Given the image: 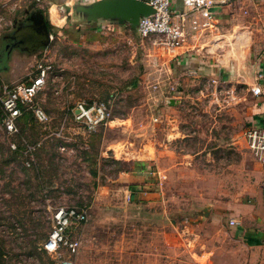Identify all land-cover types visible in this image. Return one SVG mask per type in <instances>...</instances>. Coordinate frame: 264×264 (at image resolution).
Returning a JSON list of instances; mask_svg holds the SVG:
<instances>
[{
    "label": "rangeland",
    "instance_id": "obj_1",
    "mask_svg": "<svg viewBox=\"0 0 264 264\" xmlns=\"http://www.w3.org/2000/svg\"><path fill=\"white\" fill-rule=\"evenodd\" d=\"M90 2L0 0V84L43 68L33 102L46 114L18 117L13 133L0 116V264H57L41 242L53 209L72 204L86 211L73 264H200L213 246L234 247L226 210L264 182V162L242 136L253 96L239 75H252L243 64L264 49V25L242 32L244 42L222 29L202 46L229 77L206 64L176 79L166 60L174 55L126 21L97 18L101 40L82 33L94 26ZM35 8L50 25L47 45L6 56L2 34ZM80 99L106 102V123L86 132L71 114ZM140 161L148 171L138 175ZM144 180L151 193L128 199V185Z\"/></svg>",
    "mask_w": 264,
    "mask_h": 264
},
{
    "label": "built area",
    "instance_id": "obj_2",
    "mask_svg": "<svg viewBox=\"0 0 264 264\" xmlns=\"http://www.w3.org/2000/svg\"><path fill=\"white\" fill-rule=\"evenodd\" d=\"M88 0H62L71 9L74 2ZM92 1V0H91ZM152 7V12L140 14L135 24L137 32L144 37H153L165 52L175 55L179 49L187 50L193 47L188 37L200 36L207 32L216 33L215 16L212 11L214 4L229 0H180L181 8L173 7V0H143ZM44 83L43 68L24 81L0 84V116L5 131L13 133L17 130L16 120L23 110H29L38 122L46 119L45 111L33 102L35 94ZM155 86V85H153ZM253 95L261 93L259 85L250 86ZM71 114L86 132H91L109 118V108L100 99L77 100ZM246 146L262 162H264V115L259 126L247 125L242 131ZM30 148V145H27ZM86 218L85 208L80 205H60L53 209L50 217V229L41 247L58 258L57 264H73L70 253L75 252L80 242L79 236L73 232ZM229 223H235L230 217ZM67 251V255H63Z\"/></svg>",
    "mask_w": 264,
    "mask_h": 264
},
{
    "label": "crops",
    "instance_id": "obj_3",
    "mask_svg": "<svg viewBox=\"0 0 264 264\" xmlns=\"http://www.w3.org/2000/svg\"><path fill=\"white\" fill-rule=\"evenodd\" d=\"M84 3L87 2H83L82 4ZM172 4L173 7L177 9L182 6L180 0H173ZM211 9L215 16L216 33H213V31L200 36L188 37V41L193 47H196L193 51H189L190 49H179L173 58L167 57L166 60H168L171 77L177 79L186 71L198 70L203 68L206 64L218 73L219 78L229 77V73L226 69L221 70L220 67L215 68L214 61L218 62L223 59L217 56L214 57L213 54H208L207 48H203L201 51L202 46L212 40L217 32H222L220 34H224L222 29H230L231 32L238 30L236 38L239 37L237 41L244 42L241 38L242 32L246 34L251 30H258L261 25H264V0H229L225 3L214 4ZM94 25L95 27L93 29L86 28L82 33L87 34L86 36L90 38L96 37L97 40H101L103 38L101 34L106 32V30L103 28L102 23L100 24L98 21H94ZM107 28L111 29L112 27ZM247 65L243 64V67L246 68L245 70L251 71L252 75L245 76L243 73L239 74L240 77H243V82L247 84L246 89L249 90L250 86L255 84L259 85L261 89L260 94H252L253 105L251 120L248 125L259 126L261 124V117L264 115V49L260 51L258 57L255 58L252 64H249V66ZM221 66L225 67L226 65L221 64ZM137 165L138 167L142 165L143 169H139L136 166V168L139 169L135 171L138 175L148 171V169L144 167V161H140ZM148 184H150V182L147 180L131 182L127 189L131 192H126V196L129 199L132 197L138 198L149 195L151 192L148 191L150 190ZM242 205L246 207H241ZM247 206H249L250 212L242 213L243 209L248 210ZM226 211L228 218L232 217L235 220V223L230 224V232L235 246H213V249L204 252L205 258L200 264H264V182L262 183L260 192H258L253 199L250 198L243 201L240 206L228 207ZM239 211L242 214L239 213ZM240 214V219L234 216ZM79 227H81V225ZM77 229L73 230L76 234Z\"/></svg>",
    "mask_w": 264,
    "mask_h": 264
},
{
    "label": "water",
    "instance_id": "obj_4",
    "mask_svg": "<svg viewBox=\"0 0 264 264\" xmlns=\"http://www.w3.org/2000/svg\"><path fill=\"white\" fill-rule=\"evenodd\" d=\"M152 7L143 0H92L85 7L86 20L96 21L97 18H113L119 21H126L132 27H135L140 14L152 12ZM27 18L30 29L34 36L30 43L31 51L38 46H46L49 41V33L43 14L39 8L29 11ZM172 103V99L169 101Z\"/></svg>",
    "mask_w": 264,
    "mask_h": 264
},
{
    "label": "flooded vegetation",
    "instance_id": "obj_5",
    "mask_svg": "<svg viewBox=\"0 0 264 264\" xmlns=\"http://www.w3.org/2000/svg\"><path fill=\"white\" fill-rule=\"evenodd\" d=\"M39 9L43 14V18L46 23L45 14L41 8ZM31 10L24 9L21 13L16 14L11 21L10 28L2 34L4 54L6 56L12 49L31 51L30 43L32 42L34 36L32 35L30 29L27 28V24L29 23L27 15ZM46 28L49 33L47 23ZM39 47L37 46L35 49Z\"/></svg>",
    "mask_w": 264,
    "mask_h": 264
},
{
    "label": "trees",
    "instance_id": "obj_6",
    "mask_svg": "<svg viewBox=\"0 0 264 264\" xmlns=\"http://www.w3.org/2000/svg\"><path fill=\"white\" fill-rule=\"evenodd\" d=\"M94 23V21H92ZM46 23H47V26L49 27V23L47 21V18H46ZM95 27V25L93 27H91L90 29H93ZM79 29L83 30L82 27H79ZM84 31V30H83ZM31 116V113L29 110H23L21 112V114L18 116L20 119H23L24 121Z\"/></svg>",
    "mask_w": 264,
    "mask_h": 264
}]
</instances>
